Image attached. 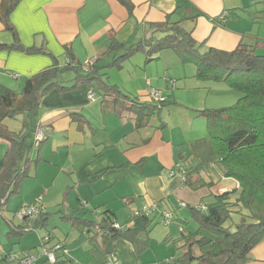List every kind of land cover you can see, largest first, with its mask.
Wrapping results in <instances>:
<instances>
[{"label": "crops", "instance_id": "obj_1", "mask_svg": "<svg viewBox=\"0 0 264 264\" xmlns=\"http://www.w3.org/2000/svg\"><path fill=\"white\" fill-rule=\"evenodd\" d=\"M130 1L131 17L117 0H20L10 21L22 47H44L60 66L70 57L83 63L104 57L111 35L128 44L159 36L161 33L154 32L151 24L163 21L176 7V0ZM171 19L180 20L182 27L192 30L202 50H232L239 42L251 45L264 40V0H184L183 7ZM13 43L12 32L5 30L0 21V44ZM258 52L264 53V49ZM155 61L159 66L147 63L146 54L137 51L122 62L121 68L105 69L111 83L140 102H151L150 87L171 102L140 127L134 125L128 110L117 112L104 105L100 94L89 98L92 89L86 84L68 91L49 90L40 97L32 117L34 129L38 124L44 127L45 138L30 151L32 163L27 172L32 170L28 181L41 185L44 197H48L52 187L58 192L65 188L60 195L71 198L74 205L62 215L64 219L80 202L84 208L75 216L95 221L101 219L103 210H109L118 225L129 223L136 211L146 210L153 218L151 242L142 254L138 255L124 239L113 241L120 264H156L161 259L158 263H168L172 257L168 253L173 247L170 243L177 236L174 223L162 222L163 211H173L192 227L193 206L207 204L223 192H231L233 201L239 189L237 181L226 176L225 167L218 161L206 120L200 114L204 109L232 104L238 95L236 90L222 82L197 79L195 67L181 64L168 49L160 51ZM105 63L106 60L100 61ZM53 64L47 54L0 49V84L20 91L25 77ZM73 76L63 75V79ZM71 83L66 82L65 86ZM72 113L80 114L82 119L76 122ZM21 119H14L12 127L6 120L4 123L19 131ZM7 147L8 143L0 138V162ZM181 168L197 185L184 181ZM22 183L23 179L19 191ZM44 197L40 204L46 211ZM33 200L29 197L23 204ZM243 214L245 211L232 214L230 223L240 222ZM74 229L80 235L87 233ZM65 238L57 241L67 247L75 263L98 264L95 255L88 260L73 255ZM97 241L93 240L95 244ZM100 249L101 263L105 264L106 255ZM251 257L246 264H264V240L253 248Z\"/></svg>", "mask_w": 264, "mask_h": 264}, {"label": "trees", "instance_id": "obj_2", "mask_svg": "<svg viewBox=\"0 0 264 264\" xmlns=\"http://www.w3.org/2000/svg\"><path fill=\"white\" fill-rule=\"evenodd\" d=\"M19 1L0 0V21L5 30L12 32L14 37L13 44H0V49L47 54L53 58L55 64L25 77L20 91L0 84V138L8 143L0 162V210L8 197L19 191L20 183L27 176V169L32 163L30 151L34 144L35 132L32 117L43 94L53 88L68 91L79 84L89 85L92 89L89 93L100 94L101 102L112 110L117 112L121 109L128 110L132 113L134 125L140 127L171 102H166L165 98L161 102H140L111 83L105 69L121 68L122 62L137 51L144 52L148 62L157 58V55L153 56L154 53L158 54L168 49L174 52L181 64L195 67L194 76L197 79L222 82L241 93L230 105L200 111L206 120L208 137L218 161L225 167L226 176L236 180L239 185L237 195L231 201L232 193L223 192L213 196L209 203L203 204L205 209L193 206L192 227L185 219L177 217L173 211H163L169 213L171 218L167 221L163 217L162 222L174 223L179 232L170 243L178 250L173 262L175 264L249 262L252 259L253 248L264 240V53L258 52L259 49H264V40L255 41L251 45L239 42L232 50L214 47L202 50L200 43L193 38L192 30L182 27L180 20L171 19L172 14L183 7L184 0H176L173 13L166 14L163 21L151 24L154 32L161 33L159 36L143 37L136 43L128 44L111 35L103 53L104 57L97 58L90 66L84 67L83 63H77L71 57L64 66H60L44 47L24 48L18 43L10 14ZM117 1L126 8L128 17H131L132 2ZM101 60H106V63L100 64ZM70 71L74 72V76L70 80H64L63 74ZM66 82L72 83L65 86ZM71 115L76 122L82 117L77 113ZM18 116L22 118L19 131L8 128L4 123V120L15 119ZM30 135L32 138L28 141ZM23 160L24 164L21 163ZM183 176L186 183L197 185V181H191V175ZM28 204L36 206V217L32 220L28 218L21 220V224L9 229L7 237L21 236L30 229L46 226L48 212L43 211L39 202L33 201ZM82 208L84 203L80 202L67 219L74 228L85 230L90 240H100L106 258L114 255L117 259L112 248V243L116 239H124L131 243L138 255L149 248L151 242L149 232L154 222L148 211H136L129 219V223L118 225L109 210L102 211L99 221L75 216V212ZM241 211H245L241 221L230 223L232 214ZM41 241V247L47 245L50 242L49 235L41 237ZM55 243H58L60 248L55 251L54 264H75L68 254L67 247L59 241ZM5 253L0 254V262L3 261ZM23 253L31 251L28 249Z\"/></svg>", "mask_w": 264, "mask_h": 264}, {"label": "rangeland", "instance_id": "obj_3", "mask_svg": "<svg viewBox=\"0 0 264 264\" xmlns=\"http://www.w3.org/2000/svg\"><path fill=\"white\" fill-rule=\"evenodd\" d=\"M169 53L174 54L172 50H169ZM155 55L157 54L154 53L153 56ZM156 59L157 58L152 59L147 63L153 62V64L159 66L157 63H155ZM156 65H153L152 67H156ZM72 74H74V72L70 71V72H65L63 75L64 77H66ZM234 92L235 94L238 95L234 98V100H232L233 101L232 103H234L241 94L237 90ZM148 97L150 101L153 100L150 95H148ZM18 118H20V116H18L17 119ZM6 122L7 124L10 125V127H12L15 124L14 119H10V118L6 119ZM29 139L30 138H27L28 141ZM24 160L23 162H21L22 164H24ZM31 170L32 169L30 168L27 173V176L23 178L21 191L11 194L8 197L6 204H4L0 210V254H3L8 251H17V253L21 254L24 251H28V249H30L31 252H37L39 250V247H41L42 245L41 237L45 235H49L50 245L57 242V239H66L65 237H67V242L70 243L69 244L71 249L70 251L73 253V255H75L80 259H85V260H88L91 255H95L96 262L98 264H102L101 263L102 255L99 252V250H101L100 248L102 247L100 240L98 241L96 240L97 244H95L93 240L90 241V239L87 238L86 232H85L86 235L85 234L80 235L72 227L71 221L64 219L62 217L64 213L70 212L71 209L70 207L74 205L70 202L71 198L68 199L67 196L60 195V193H62V190L64 191L65 188H63L60 192H58V188L52 187L48 197H44L45 191L42 188V186L38 184L36 185V183H33L32 181H28ZM29 182L31 183L29 184ZM42 196L45 198L44 201L46 200L47 202V204L43 203L46 206V211L48 212L47 225L45 227L30 229L21 236L12 235L10 237H7L6 232L8 231L9 226L17 225L21 222V220H19V218L15 213L17 210H19L25 205L23 204V202L26 201L29 197H33L34 199L33 201L39 202L40 204L43 202ZM190 223H192V220H190ZM174 228H175V235L178 236L179 232L177 231L178 230L177 226L175 225ZM156 242H158V240H156ZM164 247L165 245L163 246V248ZM169 248L171 249L168 251V253L172 257L169 258L170 261L165 264H175L173 262V257L176 256V254H178L177 252L178 250L175 247H169ZM158 262H162V259L158 260L156 264H160ZM75 264H79V262H76Z\"/></svg>", "mask_w": 264, "mask_h": 264}, {"label": "built area", "instance_id": "obj_4", "mask_svg": "<svg viewBox=\"0 0 264 264\" xmlns=\"http://www.w3.org/2000/svg\"><path fill=\"white\" fill-rule=\"evenodd\" d=\"M224 15L225 14L221 15V17H223ZM93 61L94 60H85L83 62L84 67L90 66ZM149 95L155 102L164 101V97L155 88H149ZM88 96L90 98H93L94 94L91 92ZM43 138L44 127L41 124H38L35 127L33 146L37 147L39 143L43 140ZM181 172L184 175V170L182 168ZM194 207L197 209H205L204 205H196ZM15 214L17 215L19 220H23L24 218L32 220L37 215V208L34 204H25L22 208L17 210ZM163 214L167 221L171 218V215L169 213L165 212ZM59 248L60 245L58 243H54L52 245L48 243L47 245H44L43 247L39 248L37 252L19 254L14 251H9L4 254V259L1 264H54L56 262L55 251H57ZM63 252L66 253V250H64ZM41 259L44 260L41 261ZM106 264H119V262L117 261L114 255H109L106 258Z\"/></svg>", "mask_w": 264, "mask_h": 264}]
</instances>
